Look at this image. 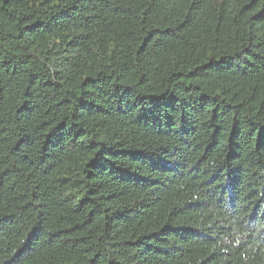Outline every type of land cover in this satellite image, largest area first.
Wrapping results in <instances>:
<instances>
[{
    "label": "trees",
    "instance_id": "16d2710c",
    "mask_svg": "<svg viewBox=\"0 0 264 264\" xmlns=\"http://www.w3.org/2000/svg\"><path fill=\"white\" fill-rule=\"evenodd\" d=\"M0 264H264V0H0Z\"/></svg>",
    "mask_w": 264,
    "mask_h": 264
}]
</instances>
